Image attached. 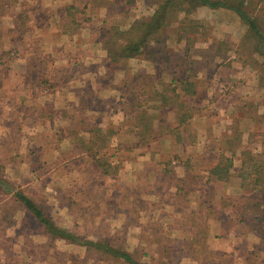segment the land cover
Returning <instances> with one entry per match:
<instances>
[{
    "label": "rangeland",
    "instance_id": "obj_1",
    "mask_svg": "<svg viewBox=\"0 0 264 264\" xmlns=\"http://www.w3.org/2000/svg\"><path fill=\"white\" fill-rule=\"evenodd\" d=\"M161 1L0 0L1 24L19 36L0 55V264H130L107 248L135 264H264V0L243 5L261 37L232 10L196 7L110 64L107 38ZM172 73L178 98L162 107ZM181 113V142L169 131L130 149L138 121L164 134ZM89 123L114 132L105 150L89 146L94 158L79 145ZM220 158L232 162L226 180L210 173Z\"/></svg>",
    "mask_w": 264,
    "mask_h": 264
},
{
    "label": "trees",
    "instance_id": "obj_2",
    "mask_svg": "<svg viewBox=\"0 0 264 264\" xmlns=\"http://www.w3.org/2000/svg\"><path fill=\"white\" fill-rule=\"evenodd\" d=\"M125 1L128 2V0H125ZM234 1H235V4L232 5L231 2L227 0H162L161 3L158 4L152 16L148 20L135 21L126 32H119L118 39H116L117 37H115L116 34H111L107 38V41H105L103 45H104V49L107 52L108 62L110 64H116V63L122 62L127 59L138 57L142 52H144L147 49L150 42H152L153 40L155 41L157 39L158 33L163 28L168 26L167 19L171 16L172 13L174 14V12L175 13L183 12L185 15H187L191 12L192 9L196 7H207L209 9L225 8V9L232 10L241 18L242 21H244L248 25V27L255 34V36L261 37L258 26L253 20L250 19L248 14L243 10V5L246 3L247 0H234ZM73 24H75V22L73 20H70V25H73ZM176 30H178V27H176ZM60 34L64 35L65 32L61 31ZM106 34L108 33L105 31V35ZM177 39H179V36L177 37ZM176 81H178L176 77L172 76L171 83L165 86L169 94L167 96L158 95V96H161V99L163 100L162 107H167L168 101L171 100L172 97L178 98V96L174 94L175 88H173L174 87L173 84H175ZM189 85H192V84H189ZM194 93L195 92H193L192 94ZM87 95L89 96V94H86V97ZM187 112L188 110H186V113ZM186 113L178 114L177 117L179 118V123L174 127L168 126L165 129L164 134L163 133L161 134L160 132V128L163 127V124L157 123V125H154L151 121L142 124L140 121H138L139 126L138 128H136L137 132L135 133V136L138 138V140L136 142L135 141L133 142L132 147H130V149L139 148L140 146L143 147L145 145L144 149L150 150L151 144L149 143L153 140L159 142L160 140H162L163 136L167 135L166 132H169V131L177 132L174 138L181 142L179 138H181L182 135L178 131L182 132V129L179 127L184 121L183 119L184 114H185V118L187 117L188 114ZM137 117L142 121L143 119L147 117L150 118V115H145V112L141 111L138 113ZM188 118L190 119V117ZM88 126H89L88 131L85 130L86 132L83 134L88 135V137H90V141L85 142V143L81 142L79 144L81 147V150L83 149L82 150L83 152L81 151L83 155L88 154L87 152L90 151L89 150L90 145H95L105 150L107 141L110 139V136L114 135L111 125H108L107 127L102 128V126H99L98 124L89 123ZM66 133H67L66 135H68L69 137L75 134L73 130L70 131V133L68 132ZM64 138L66 139V137ZM60 141L61 140L58 137L57 143H60ZM183 143L185 142L183 141L182 144ZM191 145L193 144L190 142V144H187L186 146H191ZM97 153L98 152H94V154L89 153L88 155L94 158V157H97L98 155ZM103 155L107 160H111L114 157L113 154H108L106 153V151L103 152ZM243 163L244 162H242V165ZM232 167L233 166H232V162L230 159L220 158V160L215 165L212 166L210 173H216V174L219 173L218 179L226 180L231 175V173H229L228 171ZM103 172L107 173V175L109 173L107 169H103ZM255 172L257 171L255 170ZM247 178H249V176ZM253 182H254L253 183L254 186L261 184L258 182V180H254ZM3 187H4L3 189H6L7 193H10L9 191L10 188H7L5 186ZM14 194H16V192H14ZM17 197H18L19 202H21L29 212L33 213L34 218H36V220H38L39 223L45 227L48 234H50L51 236L55 238L56 237H59V238L61 237L64 239L68 238V236L63 231H60L58 228H56L51 223L50 220L44 217L40 208L38 206L36 207V205L30 199H27L21 195H17ZM238 222L242 223L241 219H239ZM69 240L79 241V240H76L74 236H70ZM95 247L104 248V246H101V245H96ZM106 251L107 253H112L115 256L123 259L124 261L130 264H135L132 261L131 257L126 253H122V252L113 250L111 248H107Z\"/></svg>",
    "mask_w": 264,
    "mask_h": 264
},
{
    "label": "crops",
    "instance_id": "obj_3",
    "mask_svg": "<svg viewBox=\"0 0 264 264\" xmlns=\"http://www.w3.org/2000/svg\"><path fill=\"white\" fill-rule=\"evenodd\" d=\"M13 30H11L10 28H5L4 25L1 24L0 22V54H5L7 53L8 51L12 50L13 49V43L18 41V37H13ZM79 33H75V32H72V40H74L76 37H78ZM88 43H91L90 41H88ZM156 67V66H155ZM176 68V66L174 67ZM173 76H176L175 73H172ZM93 80V78L89 79V81L91 82ZM95 82V81H94ZM98 92V91H97ZM96 92V93H97ZM92 98V97H91ZM96 99V98H95ZM98 100V99H97ZM25 209V208H24ZM27 211V210H26ZM21 230V228L19 229ZM15 235H18L19 232H15L14 233ZM42 236V235H41ZM45 236H48V235H45ZM44 237V236H43ZM49 237V236H48ZM46 238V237H45ZM17 239L19 240L20 239V243H23L22 242V239L23 241H25V237L22 236V235H19L17 236ZM47 239V238H46ZM50 239V238H49ZM41 249V248H40ZM21 251L23 252V254H25L26 257H32V255L30 253H28L27 251H25L24 247L21 248Z\"/></svg>",
    "mask_w": 264,
    "mask_h": 264
}]
</instances>
